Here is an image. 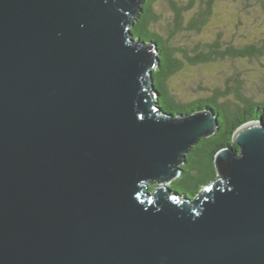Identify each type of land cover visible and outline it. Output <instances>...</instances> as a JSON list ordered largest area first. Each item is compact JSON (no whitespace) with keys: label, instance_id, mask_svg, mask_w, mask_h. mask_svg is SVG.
Wrapping results in <instances>:
<instances>
[{"label":"water","instance_id":"obj_1","mask_svg":"<svg viewBox=\"0 0 264 264\" xmlns=\"http://www.w3.org/2000/svg\"><path fill=\"white\" fill-rule=\"evenodd\" d=\"M143 2L0 0V264H264V124L169 185L217 119L159 104Z\"/></svg>","mask_w":264,"mask_h":264},{"label":"trees","instance_id":"obj_2","mask_svg":"<svg viewBox=\"0 0 264 264\" xmlns=\"http://www.w3.org/2000/svg\"><path fill=\"white\" fill-rule=\"evenodd\" d=\"M163 3L169 15L155 10V4ZM222 5L232 7L235 28H247H242L238 38L228 39L224 34L226 24L221 23L232 17L223 16L226 9L219 8ZM212 24L218 29L210 32ZM131 31L134 37L157 43L159 63L153 77L159 104L177 114L210 108L216 116L213 134L191 146L178 175L169 183L177 191L194 195L217 176L215 154L227 146L237 148L232 142L236 129L256 119L264 124V73L260 77L254 69H264V0H144ZM227 61L232 70L222 85H199L210 92L206 97L184 102L172 92L170 83L184 68ZM154 186L150 184V189Z\"/></svg>","mask_w":264,"mask_h":264},{"label":"rangeland","instance_id":"obj_3","mask_svg":"<svg viewBox=\"0 0 264 264\" xmlns=\"http://www.w3.org/2000/svg\"><path fill=\"white\" fill-rule=\"evenodd\" d=\"M222 1V0H221ZM226 1V0H224ZM233 1V0H229ZM154 8L156 12L159 14L164 13V15H169L170 10L167 5L163 4H155ZM219 8H225L226 12H223L225 16L226 14H229L231 17L234 14L232 7L226 6L223 7L219 6ZM167 9V10H166ZM232 13V15H231ZM235 16V14H234ZM236 21L235 18L232 17V21H229L226 23L224 21L221 23V25L225 26V31L224 34L229 35V38H235L239 36V34L242 31V28L244 25L237 26L235 28V23ZM247 26V25H246ZM248 27V26H247ZM240 28V29H239ZM218 27L216 28L213 24L210 26V32H213L214 30H217ZM245 31L247 28H243ZM253 65H249L251 69L255 72L258 71L260 72V77H262L264 73V69L260 67H255L254 69L252 68ZM232 70V65L230 61L227 62H222V63H215L213 65H204L201 67H186L184 68L181 72L175 75V78L172 80L170 85L172 86V92H174L182 101L188 102L190 100L206 97L210 92L208 90H201L202 88L199 87H212L213 84H223V81L226 77V75ZM257 72V73H258ZM259 120V119H256Z\"/></svg>","mask_w":264,"mask_h":264}]
</instances>
